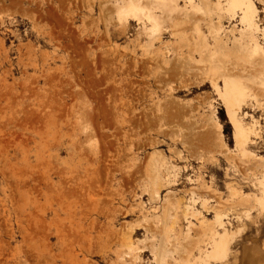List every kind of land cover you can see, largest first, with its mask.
<instances>
[{
    "label": "rangeland",
    "instance_id": "rangeland-1",
    "mask_svg": "<svg viewBox=\"0 0 264 264\" xmlns=\"http://www.w3.org/2000/svg\"><path fill=\"white\" fill-rule=\"evenodd\" d=\"M125 1L0 0V264H159L163 236L171 240L162 243L170 247L166 264H184L190 254L189 264H242L252 254L264 264V209L255 205L264 189L262 54L226 40L242 25L225 9L230 17L223 15L219 34L194 19L174 32L161 10L167 1L146 0L162 16L152 35L135 16L118 15ZM183 1L180 9L191 6ZM255 3L263 28L264 2ZM215 36L229 41L228 54H218ZM224 68H235L230 75L249 86L236 116L250 132L247 152L237 146ZM164 159L168 171L159 164ZM74 172L87 181L81 203L55 189ZM186 203L202 210V219L183 214ZM216 211L235 239L228 259L208 263L199 257L206 247L200 222L212 223ZM170 212L179 220L165 230ZM61 226L80 234L60 239ZM124 234L135 239L137 260L124 253ZM190 239L201 242L195 252Z\"/></svg>",
    "mask_w": 264,
    "mask_h": 264
},
{
    "label": "bare ground",
    "instance_id": "bare-ground-1",
    "mask_svg": "<svg viewBox=\"0 0 264 264\" xmlns=\"http://www.w3.org/2000/svg\"><path fill=\"white\" fill-rule=\"evenodd\" d=\"M117 1V0H116ZM122 1V3L121 4H123L124 2H123V0H121ZM145 1L146 0H127V1H125V4L124 5H116V7H118L119 6V8H120V6H121V10L119 11V9L118 8H116V12L118 13V15H120L121 14V16L122 17H124L125 19L126 18H128V17H130L131 15L134 17H136V20H139V24L141 25V27L143 28V30L145 29V30H147V31H149L150 30V32H153V34L152 35H154V32L155 31H157L158 30V28H159V18H160V16L161 15H156L157 13H154L155 11H152V8L148 5V4H146L145 3ZM155 1V0H154ZM157 1H159V0H157ZM157 1H155V2H157ZM165 1H167V2H163L166 6H167V8H165L164 6V8H162L161 10H165V9H167V11H163V12H168L169 13V15H170V20H171V23H169L171 26H173L171 29H173L174 30V32L175 31H180V30H182V29H180V27H181V25H183V22H185L186 24H187V20H189V23H190V20L192 19H194V22H196V24L197 23H201L200 21L202 20V22H203V24H204V26H209V28H210V33H211V30L212 31H215V32H217V30H221V28H223V21H222V18H224V17H226V16H228L229 14L232 16V17H235L236 15H238L239 16V21H240V23H241V25H242V27H241V29L240 30H238V33H239V35H236V34H234L233 36H230V37H227V39L226 40H229L230 41V43H232L233 45H231L232 47H234L235 48V46H236V48L238 47V48H240V47H247L248 48V46H250L251 47V49H250V47H249V49L251 50V52L252 53H254V54H256V53H261L262 54V56H260V57H262V58H260L261 59V61H262V65L264 66V47L262 46V44H261V40H260V38H261V35L264 37V27L262 28L261 27V25H260V23H259V21H258V17H259V8H258V6L256 5V3H255V0H225V6L222 4L223 2V0H215V2L214 1H212V0H186V3H190L189 5H191V6H188V7H190V9L187 7V5L188 4H186V5H184L185 7H187V8H185V9H180L181 7L182 8H184L183 6H181V7H179L178 6V4H177V2H178V0H165ZM183 1V0H182ZM262 1V3L264 2L263 0H261ZM111 2V1H110ZM119 2H120V0H119ZM161 2L162 1H160V5H161ZM184 2V1H183ZM162 3V5H164ZM180 3H182V2H180ZM111 4V3H110ZM114 4V3H113ZM202 4H204L205 6H206V10H204L203 11V9H202ZM264 4V3H263ZM154 5H156V8L158 7L159 9L161 8V6H157L158 4H154ZM113 8H114V6H112ZM191 7L193 8V10H195V12H193L192 11V9H191ZM157 8V9H158ZM263 8H264V6H263ZM115 9V8H114ZM118 9V10H117ZM154 9H155V7H154ZM226 10L229 14H227V13H224L223 12V10ZM198 11H200V13H201V15L199 16V14L197 13ZM195 13H197V17H195ZM224 14H227L226 16H223ZM112 15H114V14H112ZM168 15V16H169ZM215 15H216V17L218 18L217 20L215 19L216 17H215ZM106 16V15H105ZM107 16H108V14H107ZM120 17V16H119ZM132 17V18H133ZM134 17V18H135ZM162 17V16H161ZM164 17V16H163ZM228 17H230V16H228ZM237 17V16H236ZM235 17V18H236ZM133 18V19H134ZM165 18V17H164ZM190 18V19H189ZM161 19V18H160ZM234 19V18H233ZM162 20V19H161ZM163 20H165V19H163ZM216 20V21H215ZM119 21V20H118ZM230 21V20H229ZM169 22V21H168ZM138 24V23H137ZM186 24H184V25H186ZM191 24V23H190ZM189 24V25H190ZM194 24L195 23H193V26H194ZM202 23H201V25H203ZM235 24H237V23H235ZM239 24V23H238ZM237 24V25H238ZM183 25V26H184ZM161 26V25H160ZM180 26V27H179ZM188 26V25H187ZM239 26V25H238ZM230 27V26H229ZM234 27H237L236 25L235 26H233V29H235ZM186 28V27H185ZM184 28V29H185ZM205 28V27H204ZM240 28V27H239ZM180 29V30H179ZM232 29V28H231ZM237 29H238V27H237ZM237 29H236V31H237ZM172 30V31H173ZM222 30H224V31H226L225 30V27H224V29H222ZM228 31L230 30V29H227ZM234 31V30H233ZM236 31H234V32H236ZM184 32V31H183ZM222 32V31H221ZM231 32V35H232V30L230 31ZM229 32V33H230ZM179 33V32H178ZM218 33V32H217ZM225 33V32H224ZM213 34V33H212ZM216 34V33H215ZM214 34V35H215ZM219 34V33H218ZM221 34V33H220ZM226 34V33H225ZM224 34V35H225ZM140 35V34H139ZM175 35V34H174ZM173 35V36H174ZM176 35H177V33H176ZM224 35H222V37H224ZM227 35H229V34H226L225 36H227ZM141 36V35H140ZM151 36V35H150ZM201 36V35H200ZM213 36V35H212ZM222 37H219V36H215V41L217 42V51H218V54L220 53V54H225V53H229V52H227V50L226 49H228V42L229 41H226L224 38H222ZM152 38V37H151ZM213 38H214V36H213ZM153 39V38H152ZM190 39H191V37H190ZM214 40V39H213ZM184 41H186V39L184 40ZM214 41V42H215ZM152 43H150V45H151ZM185 44H186V42H185ZM246 46H245V45ZM148 45V44H147ZM189 45H190V43H189ZM248 45V46H247ZM145 46V45H144ZM149 46V45H148ZM173 46V45H172ZM175 47V46H174ZM188 47V46H187ZM194 47V46H193ZM151 48V47H150ZM172 48V47H171ZM189 48H191V46L189 47ZM173 49H175V48H173ZM177 49V48H176ZM208 50V49H207ZM206 50V51H207ZM231 50V49H230ZM192 51H193V49H192ZM209 51V50H208ZM207 51V52H208ZM229 51V50H228ZM244 51V50H243ZM248 51V50H247ZM175 52V51H174ZM210 52V51H209ZM231 52V51H230ZM245 52V51H244ZM176 53V52H175ZM186 54V53H185ZM247 54V53H246ZM175 55V54H174ZM210 55H211V57H210V59L212 60V53H210ZM209 54L207 55L208 57L210 56ZM226 55V54H225ZM235 55V54H234ZM239 55H243V54H239ZM248 55V54H247ZM253 55V54H252ZM177 56V55H176ZM194 56V55H193ZM205 56V55H204ZM222 56V55H221ZM250 56V55H249ZM255 56V55H254ZM149 57H150V55H149ZM154 57H156V56H154ZM153 57V58H154ZM215 57V56H214ZM245 57V56H244ZM253 57V56H252ZM252 57H251V59H252ZM255 57H257V56H255ZM179 59H180V57H178ZM183 58V57H182ZM218 58V57H217ZM224 58V57H223ZM173 59V58H172ZM176 59H177V57H176ZM206 59V58H205ZM148 60V59H147ZM153 60V59H152ZM186 60V59H185ZM215 60V59H214ZM225 60V59H224ZM235 60H237V59H235ZM222 61V59L220 58V62ZM256 61H257V59H256ZM176 62V61H175ZM180 62V61H179ZM235 62H237V61H235ZM239 62V61H238ZM242 62V61H241ZM240 62V63H241ZM214 63V62H213ZM225 63V64H224ZM226 63L227 62H224V61H222V67H226ZM231 63V62H230ZM261 63V62H260ZM259 62L257 63V65L258 64H260ZM177 64V63H176ZM210 64V63H209ZM217 64V63H216ZM236 65H238L237 63H235ZM235 64H233L232 66H230V67H227V68H229V69H231ZM244 64H246V63H244ZM195 65V64H194ZM231 65V64H230ZM181 66V65H180ZM184 67V66H183ZM214 67V66H213ZM216 67V66H215ZM247 68H248V66H247ZM264 68V67H263ZM262 68V69H263ZM174 69V68H173ZM177 69V68H176ZM184 69V68H183ZM216 69H218V68H216ZM222 70H223V68H221ZM224 69H226V68H224ZM229 69H226V70H224V72H223V74L222 75H224V77H225V95H226V97H228V99H227V107H228V111H229V114H230V116L232 117V119L234 120V123L236 122V140H237V146H239V148L241 147V149L243 150V152H245L246 151V149L247 148H245L244 147V145L246 144V142H247V140H248V134L250 135V132L247 134V131H246V128H245V126H244V124L242 123V122H240V121H236V116L238 115V110L240 109V105H241V101L242 100H244L247 96H248V92H247V90L246 89H248L249 88V86H248V88H247V86H245L244 85V83L241 81V79H238V78H235L234 76L232 77L231 75V71L232 70H229ZM253 68H251V70H252ZM235 70V68H233V71ZM246 70V69H245ZM183 71H185V70H183ZM233 71H232V73H233ZM237 71V70H236ZM244 71V70H243ZM260 71H262V70H260ZM174 72V71H173ZM172 72V73H173ZM217 72H218V70H217ZM255 72V71H254ZM177 73V72H176ZM236 73V72H235ZM248 73V72H247ZM195 74H197V73H195ZM231 74V75H230ZM234 74V73H233ZM254 74V73H253ZM185 75V74H184ZM218 75H221V73L220 74H218ZM246 75V74H245ZM251 75V74H250ZM249 76V75H248ZM244 77V76H243ZM251 77H252V75H251ZM186 78V77H185ZM184 79V78H183ZM224 79V78H223ZM246 79V78H245ZM248 79V78H247ZM246 79V80H247ZM252 79V78H251ZM185 81V80H184ZM183 81V82H184ZM248 82V81H247ZM250 82V81H249ZM249 82H248V84H249ZM260 83V82H259ZM253 85V84H252ZM251 85V86H252ZM261 85H262V87H263V89H264V78H262V80H261ZM252 88V87H251ZM254 88V87H253ZM259 88V87H258ZM257 88V89H258ZM255 89V88H254ZM262 89V88H261ZM251 90V89H250ZM251 91H249V93H250ZM249 95H251V94H249ZM224 95H222V97H223ZM213 122V121H212ZM255 127V126H254ZM248 129H249V127H248ZM219 132V131H218ZM252 133V132H251ZM219 135V134H218ZM216 140V139H215ZM205 142V141H204ZM47 145H49V144H47ZM209 145H211V144H209ZM218 145V144H217ZM51 146V145H50ZM208 146V145H207ZM205 148V147H204ZM209 148H211V147H208V150H209ZM213 148H211V150H212ZM202 151V150H201ZM241 151V150H240ZM247 152V151H246ZM200 153V152H199ZM199 153H198V155H199ZM210 153H212V151L210 152ZM251 153V152H250ZM253 153V152H252ZM190 154V153H189ZM243 154V153H242ZM247 154H249V153H247ZM82 155V154H81ZM207 155H209V154H207ZM253 155V154H252ZM197 156V155H196ZM200 156V155H199ZM204 156H205V154H204ZM192 157V156H191ZM213 157V156H212ZM202 159V158H201ZM160 164V166H162V167H164L165 168V170H169L170 168H171V164H170V162L168 161V160H165L164 159V161H162L161 163H159ZM157 167V166H156ZM159 167V166H158ZM162 167H160V168H162ZM34 168V167H33ZM152 168V167H151ZM154 168V167H153ZM55 169V168H54ZM73 171H75L74 169H73ZM157 171V170H156ZM62 173L63 172H65L66 173V170L65 171H61ZM42 173V172H41ZM148 173V172H147ZM160 173V172H159ZM74 174H75V172H74ZM79 174H81V173H79ZM79 174H78V176H79ZM157 174V173H156ZM43 175V174H42ZM61 175V174H60ZM69 175H71V173L69 174ZM69 175H67L66 174V178L65 179H67V177L69 176ZM76 175V174H75ZM74 175V177H73V174L71 175L72 177V179L70 180V184H68V182L67 181H63V180H59V183H58V186H57V188H55V189H57L62 195H66V197L65 196H63V197H65L66 199H68L69 197L71 198L72 196H70V195H75V196H73L72 198H75L74 199V202L75 203H77L76 201L78 200L77 199V197L79 198V195H81V193L83 194V197H82V195H81V197L82 198H84L85 196H86V190H84L85 188H86V186H85V184L87 183V181L86 180H84L83 181V178H82V175L79 177V178H81V180L83 181V182H85V184H84V187H82L83 186V182H80V180L79 179H77L78 178V176L76 177ZM83 176H85L84 174H83ZM63 177H62V179H63ZM43 178V177H42ZM64 179V180H65ZM75 179H77V180H79V184H78V181H74ZM44 180V179H43ZM93 180H95V178L93 179ZM98 181H99V179H97ZM48 181V180H47ZM53 181V180H52ZM73 181H74V183H73ZM152 181V180H151ZM198 181V180H197ZM26 182V181H25ZM90 182V181H89ZM95 182V181H94ZM82 184V186H81V184ZM92 183V182H91ZM96 183V182H95ZM206 183V182H205ZM261 183H262V186H263V184H264V181L262 182L261 181ZM90 184V183H89ZM93 184V183H92ZM207 184V183H206ZM38 185V184H37ZM91 185V184H90ZM99 185H100V181H99ZM153 185H154V182H153ZM210 185V184H209ZM34 186V185H33ZM89 186V185H88ZM91 186H93V185H91ZM101 186V185H100ZM200 186H202V185H200ZM49 187V186H48ZM93 187H95V186H93ZM93 187H90L91 189L93 188ZM207 187H208V185H207ZM29 188V187H28ZM82 188H83V190H84V192H85V194H84V192H83V190H82ZM89 188V189H90ZM205 188H206V186H205ZM32 189V188H31ZM36 189V188H35ZM88 189V188H87ZM90 189V190H91ZM154 189V188H153ZM30 190V189H29ZM57 190H53V191H55V195H56V191ZM89 190V192H91ZM93 190H94V188H93ZM194 190V189H193ZM235 190V188L233 189V191ZM31 191V190H30ZM81 191V193L79 194L78 192H80ZM36 192V191H35ZM59 192H57L58 194H59ZM94 192V191H93ZM95 192H96V190H95ZM155 192H157L158 193V190L156 191L155 190ZM235 192V191H234ZM41 193V192H40ZM233 193V192H232ZM53 194H54V192H53ZM52 194V195H53ZM90 195H92L91 193H89ZM96 194H98L97 192H96ZM109 194V193H108ZM156 194V193H155ZM193 194V193H192ZM77 195V196H76ZM85 195V196H84ZM99 195V194H98ZM247 195H249V194H247ZM56 196H58V195H56ZM60 197H62L61 195H60ZM59 196H58V198H60ZM62 197V198H63ZM91 197V196H90ZM170 197V196H169ZM245 197V196H244ZM52 198H54V196L52 197ZM57 198V199H58ZM62 198L59 200H57V202L59 201V202H61L62 201ZM69 198V199H70ZM72 198L69 200V202H71V200H72ZM88 197H86V199H87ZM91 198H93V197H91ZM90 198V199H91ZM111 198V197H110ZM254 198V197H253ZM77 199V200H76ZM80 199V198H79ZM85 199V198H84ZM90 199L88 198V201L90 202V203H92V205H95V204H93V202H94V200L91 202L90 201ZM168 199V198H167ZM206 199V198H205ZM246 199V198H245ZM249 199V198H248ZM248 199H247V201H248ZM54 200V199H53ZM76 200V201H75ZM170 200V199H169ZM194 199L192 198V201H193ZM55 201V200H54ZM73 201V200H72ZM81 201H83V199H80L79 201H78V203L80 202L81 203ZM87 200H85L84 201V203L86 202ZM206 201H208V200H204L202 203L204 204H206ZM65 201L63 200V203H64ZM68 202V201H67ZM166 202V201H165ZM165 202H164V204H165ZM195 202H196V199H195ZM255 205H258L260 208H262V209H264V189H263V191H262V194H261V196L259 197V196H255ZM66 203V202H65ZM72 203V202H71ZM83 203V204H84ZM99 204H101L102 202H98ZM110 203V202H109ZM58 204H60V203H58ZM67 205H70V203L68 204V203H66ZM66 204H64V205H62V206H64V208L63 209H66L65 207H67L68 208V206L66 205ZM86 204V203H85ZM85 204L84 205H82V207L83 206H85ZM97 204V203H96ZM218 204V203H217ZM73 205V204H72ZM91 205V204H90ZM163 205V204H162ZM207 205V204H206ZM205 205V206H206ZM214 205V204H213ZM249 205V204H248ZM254 204H253V206H255ZM74 207H75V205H73ZM87 206V205H86ZM204 206V207H205ZM250 206V205H249ZM252 205H251V208L253 207ZM257 206V207H258ZM70 207V206H69ZM91 207V206H90ZM164 207H165V205H164ZM167 207H169V206H167ZM221 207V206H220ZM177 208V207H176ZM184 208V211H183V214L184 213H186L185 215L187 216V214H192L194 217L195 216H197V218L198 219H202V217H199L200 215H202L201 214V212L200 211H202V210H198L197 208H194L190 203H186V205L183 207ZM82 211H84L82 208H80ZM94 209V208H93ZM171 209V208H170ZM253 209H254V207H253ZM257 209V208H256ZM68 210V209H67ZM172 210H173V208H172ZM175 210V209H174ZM73 211V210H72ZM75 211V210H74ZM73 211V212H74ZM246 211V210H245ZM69 212H71V211H69ZM76 212H77V210H76ZM81 212V211H80ZM92 212V211H91ZM264 212V211H263ZM82 213V212H81ZM84 213V212H83ZM249 213V212H248ZM70 214V213H69ZM71 215V214H70ZM77 215V214H76ZM82 215V214H81ZM162 215V214H161ZM170 215V216H169ZM169 218H170V224H166V223H168V221H166V220H168V219H166L165 218V221H166V225L164 226L165 228V230L167 229V230H169L171 227L173 228L174 227V225H175V223L177 222L176 221V218L178 219V217L177 216H179L177 213H169ZM73 216V215H72ZM225 216V215H224ZM241 216V215H240ZM249 216V215H248ZM166 217V216H165ZM162 218V217H161ZM93 219L91 218V221H92ZM179 220V219H178ZM72 221V220H71ZM152 221V220H151ZM58 223V222H57ZM81 223V222H80ZM201 225H203L204 227H203V239H200V241L201 240H204L206 243V247L204 246V250H203V252H201L200 253V255H199V257L201 258V257H203L204 256V258L206 257V262H211V260H214V261H223V260H225L226 258L228 259V256H230V251H231V249H232V244H231V241H232V239H235L234 237H233V232H232V230L231 229H228L227 227H226V223H225V220H224V218H223V214H222V212L221 211H216V214H215V217H214V221L211 223H205V221L204 220H201ZM59 224V223H58ZM77 224V223H76ZM149 224H151L150 222H149ZM62 225V224H61ZM65 225V224H64ZM92 225V224H91ZM153 225V224H152ZM58 227H59V225H57ZM67 226V225H66ZM69 226V225H68ZM77 226V225H76ZM148 226V225H147ZM162 226V225H161ZM43 227V226H42ZM57 227V228H58ZM62 227V226H61ZM60 227V229L62 230V231H60L58 234H60V236H61V238L60 239H62V237H65V236H73L74 237V235H76V234H78L79 233V231L77 232H75V233H73L72 235H68L69 233L67 232V233H65V232H63V230H65V226L64 227H62L61 228ZM73 227V226H72ZM144 227H146V226H144ZM151 227V226H150ZM45 228V227H44ZM64 228V229H63ZM74 228V227H73ZM84 228H85V226H84ZM162 228V227H161ZM197 228V227H196ZM152 229H155L154 227H152ZM158 229V228H157ZM189 229V228H188ZM44 230V229H43ZM86 230H88V229H86ZM156 230V229H155ZM162 230V229H161ZM133 231V230H132ZM172 231V230H171ZM171 231H169V232H171ZM202 231V230H201ZM44 232V231H43ZM69 232H71V230L69 231ZM73 232V231H72ZM71 232V233H72ZM87 232V231H86ZM152 232V231H151ZM163 232V231H162ZM161 232V233H162ZM166 232V231H165ZM169 232H167L168 234H169ZM173 232V231H172ZM197 232V231H196ZM61 233H62V235H61ZM115 233V232H114ZM113 233V234H114ZM117 233V232H116ZM130 233V232H129ZM166 233V234H167ZM200 234H201V232H199ZM238 233V232H237ZM241 233V232H240ZM67 234V235H66ZM80 234V233H79ZM83 234V233H82ZM84 234H86V233H84ZM163 234H164V232H163ZM166 234H164V235H166ZM167 234V235H168ZM197 234V233H196ZM112 235V234H111ZM77 236V235H76ZM75 236V237H76ZM79 236V235H78ZM82 236V238H83V235H81ZM115 236V235H114ZM171 236V235H170ZM199 236V235H198ZM198 236L197 237H195V238H198ZM80 237V236H79ZM78 237V238H79ZM86 237V236H85ZM164 238H163V240H162V243H164V242H166V239H167V241L168 240H170L169 238H168V236H163ZM172 237V236H171ZM191 237V236H190ZM200 237H201V235H200ZM66 238V237H65ZM70 238V237H69ZM114 238V237H113ZM173 238V237H172ZM193 238V237H192ZM68 239V238H67ZM66 239V240H67ZM115 239V238H114ZM199 239H196L195 241L193 240L192 242H191V240L192 239H190V247L189 246H187V247H189V248H191V249H193V250H190V251H194V249L195 248H198V247H200L199 245H200V243H199ZM69 240V239H68ZM73 240V239H72ZM75 240H78V239H75ZM85 240V239H84ZM110 240V239H109ZM172 240H174V239H172ZM71 241V240H70ZM74 241V240H73ZM73 241H71V242H73ZM87 241V240H86ZM112 241V240H111ZM164 241V242H163ZM171 241V240H170ZM174 241H176V243H177V240H174ZM204 241H202V242H204ZM137 242H138V240H137ZM179 242V241H178ZM70 243V242H69ZM78 243H81V242H78ZM98 243V242H97ZM160 244V247L162 248L161 249V253H160V255L158 256V248H157V251H155V258L158 256L159 257V264H166L167 263V261H169V259H168V254L170 255V253H167V251L169 250V249H167V248H170V247H167V245H166V247L164 246L165 245V243H164V245L163 244ZM168 243V242H167ZM173 243V242H172ZM180 243V242H179ZM65 244V243H64ZM71 244V243H70ZM122 244L125 246V252L124 253H128L129 255L130 254H132L133 255V259H135L136 258V241H135V239L133 238V236L130 234V235H123L122 236ZM204 244V245H205ZM83 245V244H82ZM173 245H175V242H174V244H172V246ZM185 245V244H184ZM66 246V245H65ZM94 246V245H93ZM92 246V247H93ZM106 246V245H105ZM172 246H171V249H172ZM177 246H178V244H177ZM72 247H73V245H72ZM147 247H148V245H147ZM155 247H157V246H155ZM159 247V248H160ZM182 247V246H181ZM70 248V247H69ZM124 248V247H123ZM182 248H184L185 249V247L183 246ZM181 248V249H182ZM189 248H188V250H189ZM152 249V248H151ZM155 249V248H154ZM71 250H72V248H71ZM183 250V249H182ZM187 248H186V252L185 253H187ZM64 251V250H63ZM152 251V250H151ZM65 252V251H64ZM181 252V251H180ZM195 252V251H194ZM193 252V253H194ZM91 253V252H90ZM190 253V252H189ZM189 253H187V255L189 254ZM65 254V253H64ZM64 254H63V252H62V255L64 256ZM119 255V254H118ZM171 255H172V253H171ZM191 255V254H190ZM189 255V256H190ZM67 256V255H66ZM65 256V257H66ZM181 256H182V254H181ZM183 256H185L184 255V253H183ZM182 256V258H184ZM189 256H188V259H185L186 260V262L184 263V264H189V261H190V259H189ZM193 256V255H192ZM75 257V256H74ZM74 257H73V259H74ZM78 256H76V258H77ZM171 257H173V256H170L169 258H171ZM191 257V256H190ZM72 258V257H71ZM85 258V257H84ZM181 258V257H180ZM185 258H187V257H185ZM198 258V257H197ZM204 258H202L201 260H204ZM65 259H68V256L65 258ZM72 259V260H73ZM209 259V260H208ZM211 259V260H210ZM71 260V259H70ZM72 260H71V262H72ZM135 260H137V259H135ZM176 260V259H175ZM184 260V259H183ZM260 258L259 257H255V255L254 254H252L251 256H249V257H245V259H244V261H243V263L242 264H255L257 261H258V263L257 264H260L259 262H260ZM76 261V262H75ZM179 261V260H178ZM205 261V260H204ZM204 261H202V262H204ZM75 262V263H74ZM74 262H72V264H76L77 263V260L75 259L74 260ZM175 262V261H174ZM228 262V261H227ZM180 263V262H179ZM178 263V264H179ZM181 263H183V262H181ZM125 264H128V263H125ZM177 264V263H176Z\"/></svg>",
    "mask_w": 264,
    "mask_h": 264
}]
</instances>
